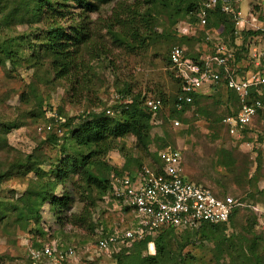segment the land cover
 <instances>
[{
    "label": "rangeland",
    "instance_id": "1",
    "mask_svg": "<svg viewBox=\"0 0 264 264\" xmlns=\"http://www.w3.org/2000/svg\"><path fill=\"white\" fill-rule=\"evenodd\" d=\"M29 1L0 0V204L6 206L5 217L0 221V264H28L30 224L18 218L12 206L33 178L30 167L33 155L39 158L44 154L52 159L56 156L57 147L46 142L43 130L49 122L55 133L62 134L65 127L62 122L49 119L52 115L65 121L70 118L73 125L79 120L78 116L92 109L100 110L124 88L146 96L161 94L168 103L149 122L150 141L146 150L139 148L131 135L119 138L105 155L104 160L109 165L122 173L135 170L138 163L153 165L154 149L170 144L180 150L182 170L187 179L210 186L217 192H230L239 202L214 240L211 236L205 237L200 228L167 230L170 252L177 264H264V168L242 141L230 136L219 121L223 115L235 110L237 102L229 97L230 92L223 85L217 84L213 86L215 89L184 110L183 120L178 119V125L167 118L177 83L166 56L170 46L178 43L174 25L187 17L162 8L158 2L152 5L149 29L143 34L146 41L142 47L133 50L111 45V37L100 28L99 33L108 40L109 52L107 57L101 55L91 60L89 90L77 100L70 95L64 80L53 77L51 56L41 45L44 25L40 19L31 18L26 8ZM125 1L130 4L135 0ZM247 3L246 8H251L258 24L240 29L236 40L225 36L227 40L222 42L226 45L239 48L245 44L243 40H262L264 1L249 0ZM111 6L113 3L104 5L99 12L89 13L88 19L95 21L91 27L100 24L98 18L110 14ZM68 9L78 22L77 14L81 9L72 3L68 4ZM68 23L65 19L60 25L65 27ZM249 30H257L258 34L244 37ZM207 37L209 40L191 39L180 43L190 53L211 50L219 40L212 30ZM235 41L242 45H235ZM262 47L259 42V48ZM238 52L240 62L247 63L249 68L253 66V59L244 47ZM235 159L245 161L241 170L242 186L238 184L235 171L229 167ZM48 162L44 168H48ZM10 165L12 171H9ZM92 170L95 172L94 168ZM92 198L95 205L89 209L88 224L55 230L54 236L76 245L74 257L64 264H114L107 253L89 244V238H93L94 232L102 226L124 228L130 224L132 215L128 210H113L110 202L105 203L94 192L87 201ZM84 204L85 201L77 199L72 210L80 212ZM92 223L99 224L96 230L91 229ZM180 246L182 249L179 250ZM152 254H155V245L152 250L141 249L134 262ZM128 259L124 258V261Z\"/></svg>",
    "mask_w": 264,
    "mask_h": 264
},
{
    "label": "trees",
    "instance_id": "2",
    "mask_svg": "<svg viewBox=\"0 0 264 264\" xmlns=\"http://www.w3.org/2000/svg\"><path fill=\"white\" fill-rule=\"evenodd\" d=\"M69 2L81 9L77 14L79 17L78 22L68 9ZM157 2L161 4L162 8L168 9V11L175 10L177 14H182V18L186 16L188 21H194L192 13L196 7V0H135L130 4L125 0H31L26 3V8L29 10L31 18L40 19L44 25L43 43L41 45L51 56L50 67L54 79L64 80L68 85L69 92H71L70 95L78 100L89 90L91 60L101 55L107 57L109 52L108 40H104L103 35L99 33V29L104 28L106 30V33L112 39L111 45L127 47L129 50L142 47L146 41L143 40L145 37L143 34H146L145 30L149 29L150 10L152 5L155 6ZM110 3H113V6L110 7V14L105 18H98L100 24L91 27V23L95 21L88 19L89 13L99 12L104 5ZM65 19H68L69 23L63 27L60 23ZM234 21L232 14L221 12L216 7L209 10L206 23L201 29L198 28L193 36L178 35L176 25L179 21H177L174 25V34L178 38V43L171 46L178 45L183 48L186 55H192L194 53H190L180 42H188L191 39L209 40L207 33L210 30L214 32L215 37L217 36L216 40L226 41L225 36L232 39L234 38ZM254 34H258L257 30H249L245 32L244 37ZM243 41H246L245 44H240L242 46L239 48L235 47V60L237 61L242 60L237 56L239 54L238 50L243 49V47L246 49L247 40ZM170 48L166 56L168 65ZM208 51L210 49L195 53ZM174 79L177 83V92L179 83L177 78L174 77ZM228 91L230 92L229 97H233L237 102L235 110L231 111V113H234L239 106V100L232 90ZM118 93L123 97L128 96L129 100L122 103L113 101L100 110L92 109L84 115L78 116L79 120L73 125L70 123L72 119L63 120L62 125L65 130L62 134L55 133L51 123V128L48 129L45 126L46 128L43 130L44 138L46 142H50V144L57 147L56 156L52 159L45 157L44 154L39 158L33 155L30 164L33 170V178L29 181L24 194L18 199L15 206H12L15 208L18 218H21L24 223L30 224L28 228V231L31 232V236H29L30 246L36 248L45 241L58 239L63 244L70 245L76 250V245L72 242L54 236L55 230H64L68 225L81 226L88 224L90 219L89 209L95 205L93 204V198L87 201L91 192H94L98 198H102L103 195L110 192L109 181L111 176L122 174L120 169L109 165L104 160L108 151L115 147L114 142L119 138L131 135L135 138L136 145L146 150L150 141L149 122L162 107L152 113L143 104L146 95L134 93L129 88L118 90ZM174 95L169 103L170 108L167 118L181 120H183L181 116L184 110L189 105L196 103L200 97L205 96V94H192L191 103L184 105L181 110H176L173 107ZM157 97L162 100V106L168 103L167 99L161 94ZM106 109L111 112L106 113ZM167 118L165 117V119ZM221 118L219 121L224 128ZM49 120L53 121L54 119L50 118ZM161 147L154 149L155 160L153 165L149 164V166L153 167L155 163H158L157 150ZM124 157L127 158L128 155H124ZM46 161H49L48 168L43 167ZM235 163L232 162L229 167L235 171V177L240 181L238 184L242 186L241 170H243L245 161L235 159ZM258 163L264 168L260 161ZM19 164L21 165L20 162ZM139 166L140 163L137 167ZM12 167L10 165L9 171H12ZM92 168L95 169V172ZM136 170L137 168L128 171V173L133 174ZM1 175H4V173H1ZM213 191L217 192L216 190ZM217 193L222 194L221 192ZM77 199L85 201L80 212L72 210ZM235 208L230 212L228 219ZM5 213L6 206L1 203L0 221L5 217ZM226 222L217 224L201 223L197 228H200L205 237L211 236L214 240L217 237V231L221 233L222 228L220 227ZM92 225L91 229L96 230L99 224L92 223ZM197 228L167 227L154 234H145L127 248L110 250L108 255L114 264H177L176 259L171 255V244L166 237V231H193ZM98 229L94 232V237L89 238L91 246L96 244L98 238L113 230L103 226ZM222 237L224 236L222 235ZM150 241L153 246L155 245V254L145 256L138 259V262H134L139 251L147 249ZM180 249H182V246H180ZM241 250L243 249L241 248ZM124 258L129 259L124 261ZM66 261V259H62L53 264H64ZM28 264H30L29 260ZM37 264L43 263L39 262Z\"/></svg>",
    "mask_w": 264,
    "mask_h": 264
},
{
    "label": "built area",
    "instance_id": "3",
    "mask_svg": "<svg viewBox=\"0 0 264 264\" xmlns=\"http://www.w3.org/2000/svg\"><path fill=\"white\" fill-rule=\"evenodd\" d=\"M241 1L196 0L192 13L194 21H179L176 32L178 35H195L196 30L206 23L209 10L217 7L234 17L233 33L236 40L240 29L258 24L256 15L242 16L239 6ZM260 39L247 40L245 45V50L253 59V66L249 63L250 68L247 63L235 60L234 46L222 41L216 42L208 52L192 55H186L178 45L171 46L169 68L179 83L173 101L176 110L191 103L192 94H207L217 84L237 95V110L224 115L221 123L230 136L241 140L242 145L264 165V33ZM259 42H262V48H259ZM235 45H240V42L235 41ZM127 100L128 96L116 93L108 104ZM143 104L152 113L163 105L157 96H145ZM105 112L111 111L106 109ZM52 117L55 121H63L60 116ZM172 123L176 126L179 120L173 118ZM46 127L51 128L50 122ZM157 156L158 163L154 164V168L141 164L133 174L124 172L111 176L110 192L103 195L102 200L110 202L113 210H128L132 218L124 228H114L98 238L93 245L98 251L108 254L113 249L127 248L145 234H154L167 227L193 229L201 223H223L239 205L230 192L218 194L207 185L187 179L183 174L181 153L177 147L164 144L157 150ZM153 247V243L148 242V249L152 250ZM26 255L30 264H53L73 258L75 248L58 239H51L36 248L28 244Z\"/></svg>",
    "mask_w": 264,
    "mask_h": 264
},
{
    "label": "crops",
    "instance_id": "4",
    "mask_svg": "<svg viewBox=\"0 0 264 264\" xmlns=\"http://www.w3.org/2000/svg\"><path fill=\"white\" fill-rule=\"evenodd\" d=\"M249 0H242L241 2H240V4H239V6H240V9H241V12H242V16L243 17H245V16H248V14H252V12H251V8L249 9V8H246L247 7V2H248ZM264 1V0H263ZM248 9H249V11H248ZM204 90L206 91V89L204 88ZM210 91V90H209ZM209 91H207V93H209ZM258 161H259V159H258Z\"/></svg>",
    "mask_w": 264,
    "mask_h": 264
}]
</instances>
